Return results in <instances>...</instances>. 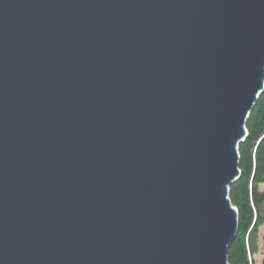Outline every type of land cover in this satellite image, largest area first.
I'll return each instance as SVG.
<instances>
[{
  "label": "water",
  "instance_id": "1",
  "mask_svg": "<svg viewBox=\"0 0 264 264\" xmlns=\"http://www.w3.org/2000/svg\"><path fill=\"white\" fill-rule=\"evenodd\" d=\"M264 92V0H0V264H229Z\"/></svg>",
  "mask_w": 264,
  "mask_h": 264
},
{
  "label": "trees",
  "instance_id": "2",
  "mask_svg": "<svg viewBox=\"0 0 264 264\" xmlns=\"http://www.w3.org/2000/svg\"><path fill=\"white\" fill-rule=\"evenodd\" d=\"M239 145L241 178L230 188L238 232L228 250L229 264H264V92L247 122Z\"/></svg>",
  "mask_w": 264,
  "mask_h": 264
},
{
  "label": "rangeland",
  "instance_id": "3",
  "mask_svg": "<svg viewBox=\"0 0 264 264\" xmlns=\"http://www.w3.org/2000/svg\"><path fill=\"white\" fill-rule=\"evenodd\" d=\"M262 189L264 190V187Z\"/></svg>",
  "mask_w": 264,
  "mask_h": 264
}]
</instances>
